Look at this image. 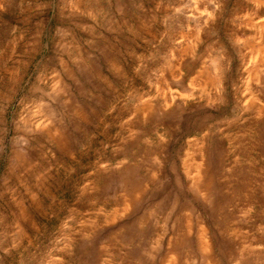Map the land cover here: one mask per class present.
Instances as JSON below:
<instances>
[{
    "label": "rangeland",
    "instance_id": "1",
    "mask_svg": "<svg viewBox=\"0 0 264 264\" xmlns=\"http://www.w3.org/2000/svg\"><path fill=\"white\" fill-rule=\"evenodd\" d=\"M264 0H0V264H264Z\"/></svg>",
    "mask_w": 264,
    "mask_h": 264
},
{
    "label": "bare ground",
    "instance_id": "2",
    "mask_svg": "<svg viewBox=\"0 0 264 264\" xmlns=\"http://www.w3.org/2000/svg\"><path fill=\"white\" fill-rule=\"evenodd\" d=\"M264 28V27H263ZM264 58V57H263Z\"/></svg>",
    "mask_w": 264,
    "mask_h": 264
}]
</instances>
